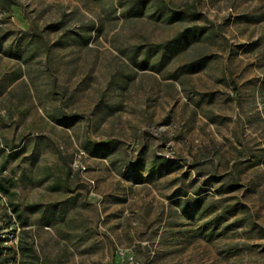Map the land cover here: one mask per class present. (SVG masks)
I'll return each instance as SVG.
<instances>
[{
  "label": "rangeland",
  "instance_id": "374dc122",
  "mask_svg": "<svg viewBox=\"0 0 264 264\" xmlns=\"http://www.w3.org/2000/svg\"><path fill=\"white\" fill-rule=\"evenodd\" d=\"M0 184L24 264H264V0H0Z\"/></svg>",
  "mask_w": 264,
  "mask_h": 264
},
{
  "label": "trees",
  "instance_id": "16d2710c",
  "mask_svg": "<svg viewBox=\"0 0 264 264\" xmlns=\"http://www.w3.org/2000/svg\"><path fill=\"white\" fill-rule=\"evenodd\" d=\"M170 14V20L171 21H177V20H181L184 17H188L189 15H193L192 11H187L185 13H179V12H172L169 13ZM194 17V16H193ZM193 35L196 36V31L193 32ZM0 193L4 194L8 197H11L12 193L10 192V190L5 186L0 184ZM14 213H18V210H14ZM7 249L6 248H2L1 247V240H0V264H13L15 262H17L18 264H24L22 262H18L16 261V253L15 254H7Z\"/></svg>",
  "mask_w": 264,
  "mask_h": 264
}]
</instances>
